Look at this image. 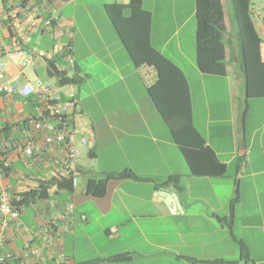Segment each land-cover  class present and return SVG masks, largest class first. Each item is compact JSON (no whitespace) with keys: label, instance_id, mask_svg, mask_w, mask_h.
Masks as SVG:
<instances>
[{"label":"crops","instance_id":"obj_1","mask_svg":"<svg viewBox=\"0 0 264 264\" xmlns=\"http://www.w3.org/2000/svg\"><path fill=\"white\" fill-rule=\"evenodd\" d=\"M2 1L0 0L2 25L0 61L5 59L8 52L16 49L24 50L35 57L33 75L36 79H30L24 71L22 83L39 80L37 73L41 66L39 59H42L47 67L48 61L61 55L62 49L68 44L74 53L72 40L66 43L63 40L74 29L73 14L69 11L83 6L84 3L68 0L59 11L55 29L49 33H42L39 21L26 19L17 13L21 0H8L6 6ZM97 1L104 12L106 4L130 2V0ZM143 6L152 14V45L157 43L162 46L161 49H156L182 69L190 87L188 70L200 79L207 76L199 71L196 64L197 0H143ZM255 8H264V0L258 4L253 3L251 9ZM256 29L262 34L261 23ZM40 35H49L46 38L52 40V45ZM33 37L36 38V43L32 46ZM172 44L192 45V55H186L184 58L181 56L179 62L174 61L166 54L167 47ZM226 44L227 76L220 78L226 81L230 95L235 98L239 89L245 97L244 103L247 104L251 93L254 98L262 100L264 105V81L263 88L254 95L255 91L248 88L247 78L243 72L240 46L238 41L232 43L229 32ZM260 54L264 64L263 43L260 45ZM73 65L80 70L76 61ZM18 73L17 68L11 66L8 68L9 78ZM118 77V82L128 91L127 81L130 79L134 87L142 93L148 105L149 116H127L118 112V117L105 118L109 132L113 135V139H110L103 131H97L92 125L85 123L81 116L82 111H78L80 131L88 140V147L85 148L96 150L103 141L104 164L100 168H86L79 157L80 174L73 192H58L56 188L50 191L49 199L58 201L56 209L67 201H71L75 206L74 224L63 238V252L68 259L65 264H264V206L261 201L258 216L248 219L241 226L243 231L241 237L236 238L234 233L236 182L227 176L196 177L190 174L167 125L149 97L145 96L147 88L157 81L156 71L144 66L134 68L127 77L123 75ZM65 88H69L68 92H73L72 87ZM131 100L136 101L133 95ZM26 114L31 115V108L24 104L22 98L0 97V129L23 122ZM4 138L0 136V141ZM14 138L22 139L17 127H13L8 139ZM208 145L219 159L220 156L228 155L231 161H238L237 168L240 162H244L245 167L248 165L246 156L249 155V151L246 141L236 142L227 152L219 151L209 143ZM112 146L115 147L114 154L110 151ZM104 148L108 151H104ZM9 157L12 165L0 181L1 186L8 188L16 197L37 188L40 182L52 178L50 169H27L22 163L21 155L13 150L9 151ZM222 162L228 166V161ZM126 171H130L135 177L109 179L107 192L103 198L92 197L86 193L89 180L100 181L107 174H122ZM258 174L264 175V170L253 172L250 176ZM171 178L177 179L178 184L171 182ZM46 209L45 201L24 207L21 209V222L30 229H36L43 222V212ZM47 212L50 214V209H47ZM250 230H258L259 236H252ZM236 239L246 247L248 261L242 258ZM1 241H3L1 255L19 254L25 244V238L21 237L14 227L9 229L3 227L0 216V243ZM123 254L129 255L121 261L112 260ZM28 264L59 262L55 254L52 256L46 254L42 259H29Z\"/></svg>","mask_w":264,"mask_h":264},{"label":"rangeland","instance_id":"obj_2","mask_svg":"<svg viewBox=\"0 0 264 264\" xmlns=\"http://www.w3.org/2000/svg\"><path fill=\"white\" fill-rule=\"evenodd\" d=\"M77 1L84 5L69 11L73 14L75 24L73 32L66 36L63 42L72 40L74 47L72 60L77 62V67L81 71L78 72V69L66 58H63L58 66L61 70H66L69 76L77 74L81 79L80 82L69 87H72L76 96L78 111H82L83 121L113 139L105 118L118 117V112L127 116H149L148 105L130 79L127 81L130 92L118 82V75L127 77L135 67L105 12L100 9L99 1ZM261 2L262 0H252V6L253 3ZM222 4L229 38L235 43L237 37L229 1L222 0ZM42 37L52 45V40L46 38L49 35ZM32 41L33 46L36 38L33 37ZM153 45L157 49L162 47L157 43ZM194 48L193 45V54ZM166 54L179 62L181 56L184 58L186 55H192V45H169ZM39 62L41 66L37 70L38 79L56 91L68 93L69 88L62 87L56 78L48 75L42 59H39ZM33 68L28 67L25 70L32 80L36 79ZM187 73L191 83L195 125L206 141L222 152L229 151L236 142L246 141L249 151V155L246 156L248 164L246 167L244 162H240L242 167L238 171L237 160L231 161L228 155L220 156L222 161H228L226 176L236 182L234 233L236 238L241 237L243 233L241 226L248 219L258 216L260 201L264 206V175L250 176L253 172L264 170V105L262 100L254 97L249 98L247 104L244 103L245 97L239 89L236 97L233 98L227 90L226 81L220 77L205 76L200 79L189 70ZM131 95L136 99L135 102L131 100ZM145 96L148 98L147 93ZM103 147L102 141L96 150L81 149V163L86 168L102 167ZM104 151H108L107 148H104ZM110 151L114 154L115 147L112 146ZM249 232L252 236H259L258 230Z\"/></svg>","mask_w":264,"mask_h":264},{"label":"trees","instance_id":"obj_3","mask_svg":"<svg viewBox=\"0 0 264 264\" xmlns=\"http://www.w3.org/2000/svg\"><path fill=\"white\" fill-rule=\"evenodd\" d=\"M235 27V35L241 49V62L248 88L255 91L263 88L264 64L261 60V37L254 25L251 15L252 0H228ZM6 6L8 0H3ZM105 13L114 30L127 51L135 68L144 66L153 68L157 73V81L147 88V94L158 114L167 125L172 139L184 158L188 170L196 177H224L228 166L222 162L210 148L203 134L194 123V106L189 81L180 67L160 53L151 43L152 14L143 6V0H130L128 4H106ZM57 26L54 20L52 30ZM228 34L222 0H197L196 14V64L199 71L207 76H227L228 50L226 36ZM67 46H70L68 44ZM66 58L63 52L47 63L48 75L56 78L62 86H72L80 82L76 74L69 76L57 64ZM80 72V70H78ZM254 97L253 94H249ZM27 121L13 125L21 130ZM13 127L0 129V136L9 138ZM242 167L239 164L238 171ZM135 177L130 171L122 174H107L103 180H89L86 193L89 196L103 198L107 192L109 179ZM171 182L178 184L177 179ZM179 190L182 188L178 185ZM58 192L72 193L74 188L68 179L51 178L42 181L38 187L19 195L15 202L20 209L32 206L50 198L51 189ZM242 258L249 260L243 243L237 240ZM129 254L112 258L113 261L126 259ZM6 264H18L9 261Z\"/></svg>","mask_w":264,"mask_h":264},{"label":"built area","instance_id":"obj_4","mask_svg":"<svg viewBox=\"0 0 264 264\" xmlns=\"http://www.w3.org/2000/svg\"><path fill=\"white\" fill-rule=\"evenodd\" d=\"M68 0H21L17 13L26 19H34L42 25L41 32L52 31L54 20H57L60 9ZM255 27L263 26L261 37L264 44V8L251 9ZM0 14V38H1ZM258 31V30H257ZM63 52L70 64L72 51L65 46ZM35 65V57L24 50L16 49L8 52L0 61V97H20L24 104L31 108V115H25L26 125L20 130L22 139L4 138L0 141V180L6 175L12 163L9 151L19 153L22 163L27 169H50L52 178L68 179L73 188L78 184L80 174V149L88 147V140L82 135L78 120L79 112L75 94L70 91L62 94L41 80L21 82L23 72ZM19 70V73L9 78V67ZM19 200L8 188L1 186L0 181V216L2 225L9 229L14 227L25 244L19 254H0V264L16 261L18 264H28L29 259H42L46 254H55L59 264H65L67 257L63 252V238L71 231L75 221V206L71 201L64 202L56 209L58 201L48 199L47 209L43 212V222L30 229L21 222V209L15 204ZM85 219V217H83ZM3 241L0 243V252Z\"/></svg>","mask_w":264,"mask_h":264}]
</instances>
